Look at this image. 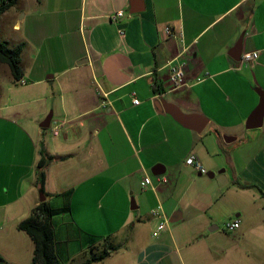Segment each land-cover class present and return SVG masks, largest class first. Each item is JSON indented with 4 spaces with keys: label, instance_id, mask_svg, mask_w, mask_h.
I'll list each match as a JSON object with an SVG mask.
<instances>
[{
    "label": "crops",
    "instance_id": "obj_1",
    "mask_svg": "<svg viewBox=\"0 0 264 264\" xmlns=\"http://www.w3.org/2000/svg\"><path fill=\"white\" fill-rule=\"evenodd\" d=\"M19 1L0 15L12 30L0 39L23 45L26 80L19 86L0 63V98L8 95L0 102V225L8 239L0 256L17 264L32 261L34 242L18 224L42 202L38 163L44 149L65 156L47 166L44 194L53 209H62L52 221L56 250L66 264L81 263L91 249L109 243L117 248L90 264L118 257L121 264H264V216L238 212L229 220L238 219V229L212 233L218 229L212 203L197 197H225L222 186L199 179L203 171L186 162L191 153L181 160L161 158L189 130L210 128L221 148L243 134L264 94V0H141L139 12H131L132 0ZM119 10L124 14L114 19ZM251 51H258L257 59L243 61ZM175 58L184 64L186 85L170 91L168 63ZM52 78L58 87L50 90ZM52 99L55 104L46 103ZM158 99L164 100L163 112ZM171 104L201 115L206 125L200 131L185 127L169 113ZM49 111L50 126L61 124L58 134L41 126ZM257 128L262 144L228 187L255 189L264 198V120ZM157 165L166 168L168 182L151 177L155 188H143L145 171ZM204 165L212 172L216 164ZM107 196L111 211L123 209L127 199L136 201L126 203L122 219L107 220L106 233L75 222V203L85 199L89 210L101 209ZM159 205L169 226L155 237L161 217L153 209ZM143 223L150 228L147 236L138 229Z\"/></svg>",
    "mask_w": 264,
    "mask_h": 264
},
{
    "label": "rangeland",
    "instance_id": "obj_2",
    "mask_svg": "<svg viewBox=\"0 0 264 264\" xmlns=\"http://www.w3.org/2000/svg\"><path fill=\"white\" fill-rule=\"evenodd\" d=\"M19 2L21 3V1L18 0L15 5V8L18 7ZM0 26H1L0 38L6 39V36H11L12 30L9 23L5 24L2 20H0ZM0 71L1 72L3 71V67H1ZM16 83L19 84V86H21L20 80L17 81ZM47 83L49 85L50 90L58 87V83L56 82V80H54V78L50 79L49 82ZM7 97L8 95L4 93L3 96L0 98L1 99L0 102L2 101L6 102ZM169 97L173 98V94H170ZM56 101H57L56 99H52L46 103L55 104ZM33 104L36 105L35 103ZM50 112L51 111L43 115L44 118H46ZM58 112L59 110L57 111L56 116ZM53 126L54 125L50 126L49 128H45L44 129L45 132L51 133ZM259 129L261 128L247 129L246 126L244 125V128L241 129L243 132V134H241V137L230 143H227L225 141L224 144L226 145L224 146L225 148L224 147L221 148V145H219V143L217 144L213 143L212 139L216 137V133L212 134L210 132V128H207L206 130L201 132L204 138H200L201 135L200 132L196 133L193 132V130H189L191 131V134H189V132L180 134L178 145L176 146L171 145L172 147L169 146L168 149H165V152H162L163 155L161 156V158H168L170 161L181 160L183 156L191 153L192 156H195L197 161H199L200 159V162L204 167V170H202L203 175L201 177L198 176L199 179H204V181H206L205 184L208 185L214 184L218 188L222 186L223 188L222 190H224L226 193L225 197L221 196L219 197L218 200H215V198L212 197V195L205 196L204 193L200 197H197V199L202 201L203 203L204 202H207L209 204L212 203L211 204L213 210L212 214L213 216H216L218 219V222L215 223L218 226V229H216V231H212V233L213 232L230 233L226 225L228 222H230L229 221L230 219L237 217L238 212L250 216L252 217V219L254 218L256 219V217H259L260 215L264 216V198L263 197L259 198V196H256L258 194L257 190L255 189L231 190V188L228 187V185H231L232 181L235 180L237 169L239 171V167L241 166V163L245 164L246 162H248V160L251 159V157L255 154L257 149L261 146L262 144L261 140L258 137H256V133H258L257 131H259ZM222 138L225 140V135L222 136ZM203 147H205L204 150ZM170 150L172 151L174 158L172 157ZM234 158L236 159L237 162L236 165L234 162ZM205 161L210 164L211 163L216 164L214 171H212L216 174L214 177H210L208 175V172L210 171H208L205 168L204 165ZM222 169H225V171H222ZM149 174L152 178L164 176V175H154L151 171ZM185 186H186V182L183 187ZM194 192H195V188L190 190L188 196L193 195ZM205 192L208 193L207 190ZM76 193L80 200L82 192L77 191ZM108 196L105 198L106 201L105 200L102 201V206L104 207L101 209H98L97 207H93L91 210H89L87 206H85V204H87L85 199H83L82 203H80L79 201L78 205H76L77 203H75L74 211H73L76 220L75 222L86 230H90L92 232H97V233H106L107 231L110 230L107 220L114 218V216H117L118 219H122V216H124L126 210V203L132 206L133 201H136L135 197H132L130 198V200L127 199L125 201V205L123 203H120L123 206V209L120 205H118L116 207H113L115 211H111V209H109L110 207L107 206V202L110 199V198L107 199ZM236 206H238L237 208H239L237 211L235 208ZM156 209H153V213ZM61 210L62 209L55 208L56 219H60L58 215L61 214ZM133 221L134 222L137 221V216H135ZM174 223H176V221L174 222L172 221V225ZM6 228L7 227H4V225H0V244L4 246V248H5V241L8 240L7 238H5L6 234L4 233ZM138 229L142 231L144 236L149 235L150 228L147 225V223L140 224V227ZM133 241L136 244L138 240L132 238V242ZM8 256H10L9 253ZM121 261L123 260H121L118 257L112 259L111 262L109 263L107 262V264H121L122 263Z\"/></svg>",
    "mask_w": 264,
    "mask_h": 264
},
{
    "label": "trees",
    "instance_id": "obj_3",
    "mask_svg": "<svg viewBox=\"0 0 264 264\" xmlns=\"http://www.w3.org/2000/svg\"><path fill=\"white\" fill-rule=\"evenodd\" d=\"M18 0H0V15L16 5ZM23 45L11 46L8 41L0 39V62L9 66L13 79L17 82L23 78L21 66V54ZM41 159L38 163V180L41 191L44 193L46 179V168L55 159H62L65 156L49 155L44 149L41 151ZM243 188L254 186L252 184L240 185ZM263 192V191H262ZM55 214L50 204L45 200L36 206L31 214L21 220L18 229L26 232L34 242V253L30 264H66L58 255L56 250V231L52 221ZM105 246V245H104ZM117 248L109 243L101 250L91 249L88 257L78 264H90L101 261L109 256L110 252ZM0 264H17L7 261L0 256Z\"/></svg>",
    "mask_w": 264,
    "mask_h": 264
},
{
    "label": "built area",
    "instance_id": "obj_4",
    "mask_svg": "<svg viewBox=\"0 0 264 264\" xmlns=\"http://www.w3.org/2000/svg\"><path fill=\"white\" fill-rule=\"evenodd\" d=\"M124 14V12L122 10L117 11L116 13H114L113 18L116 19L119 16H122ZM167 33L171 34V29L170 27H167ZM258 57V51H251V52H245L242 55V59L243 61H252L257 59ZM169 68H170V80H171V84L172 87L170 89V91H174L177 89L182 88L183 86L186 85L185 82V71H184V64L181 63L177 58L172 59L169 61L168 63ZM21 84H25L26 80L25 79H21L20 80ZM107 95V94H105ZM134 103L139 104L140 100L137 98H134ZM106 102H103V105H105ZM61 128V124H56L53 126L52 128V132L54 134H58ZM186 162L190 165H194L198 170L202 171L204 170L203 165L201 164L200 161H197V159L195 158V156H190L187 158ZM160 181L163 183H167L168 179L165 176H160ZM142 187L143 188H155L153 183H152V179L151 176L148 172L145 171L143 180H142ZM154 214L158 215L161 217V221L158 223L156 229L153 231V235L155 237L159 236L160 233L162 231H164L165 229L168 228L169 226V218L166 215V213L163 210V207L161 205H159L157 207V209L154 211ZM227 229L228 231L232 232L235 231L236 229H238L240 227V221L238 219L234 220V221H230L227 223Z\"/></svg>",
    "mask_w": 264,
    "mask_h": 264
},
{
    "label": "water",
    "instance_id": "obj_5",
    "mask_svg": "<svg viewBox=\"0 0 264 264\" xmlns=\"http://www.w3.org/2000/svg\"><path fill=\"white\" fill-rule=\"evenodd\" d=\"M141 0H132L131 5V12H139L141 9L139 7ZM242 41V40H241ZM241 41L238 43V51H239V59L241 58ZM158 109H161V112L164 111L162 104H164L163 99H158L156 101ZM172 105V104H171ZM172 110L169 111L170 114L173 115V117L179 121L182 125H184L187 128L190 129H195L197 131H200L204 128L206 125V119L202 117L201 115H190L187 113H184L179 107L176 105H172ZM51 115H49L42 123L41 126L43 128H49L51 125ZM263 120H264V94H262V98L260 101V104L258 107L253 111L251 116L248 119V122L246 124L247 128H257L263 125ZM235 137L233 136H226L225 139L227 141L233 140ZM166 171V168L162 165H157L156 167L152 168V173L154 175H162ZM208 175L210 177H214L215 173L214 172H208ZM41 201L46 200V196L43 192H41L40 195ZM216 227L210 228V230L214 229Z\"/></svg>",
    "mask_w": 264,
    "mask_h": 264
}]
</instances>
